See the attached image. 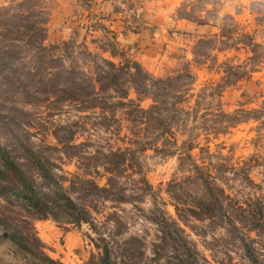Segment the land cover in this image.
<instances>
[{
	"label": "rangeland",
	"instance_id": "obj_1",
	"mask_svg": "<svg viewBox=\"0 0 264 264\" xmlns=\"http://www.w3.org/2000/svg\"><path fill=\"white\" fill-rule=\"evenodd\" d=\"M20 4L38 14L33 21L43 23L45 45L57 46L67 65L88 76L105 58L136 61L158 79L189 74L191 84L169 100L179 120L168 135L134 122L125 110L105 119L100 110L76 103L49 109L14 97L8 105L31 118L13 130L36 150H46L67 189L90 180L108 190L88 197L70 191L90 209L87 223L31 215L2 200L0 217L37 237L54 264H101L105 247L116 264H177L174 257L183 254L173 238L185 239L201 264H253L245 245L264 264V0H0V10ZM140 105L147 109L152 101ZM66 128L81 145L78 157L65 155L55 137ZM4 137L5 146L17 141L12 134ZM111 151L132 152L122 175L106 170L104 156ZM16 156L27 165L22 152ZM203 175L229 197L228 215L177 212L175 197L193 205L206 192ZM229 203L245 215H233ZM0 263L33 264L1 240Z\"/></svg>",
	"mask_w": 264,
	"mask_h": 264
},
{
	"label": "trees",
	"instance_id": "obj_2",
	"mask_svg": "<svg viewBox=\"0 0 264 264\" xmlns=\"http://www.w3.org/2000/svg\"><path fill=\"white\" fill-rule=\"evenodd\" d=\"M23 8L20 4L17 8L0 10V137L12 134L17 138L11 147L0 141V200L9 207H20L31 215L52 217L66 224L87 223L92 215L90 209L77 204L70 191L79 190L84 197H88L99 191L107 192L108 189L100 188L90 180L80 182L79 189L76 184L67 189L65 179L55 173L58 167L46 155V150H36L26 138L21 139L13 130L19 128L21 122H29V112L8 103L16 96L22 98L26 105L47 104L49 109H57L62 103H76L83 110H100L105 119H114L119 110H125L134 122L145 124L147 128L163 129V133L168 135L172 133V123L179 120L174 104L169 100L178 98L180 95L177 93L191 84V75L158 79L136 61L116 64L101 58L100 62L95 63L94 75L88 76L77 65H67L64 58L56 53L57 46L45 45L43 23L33 21L38 14L24 11ZM132 93L136 99L131 98ZM144 99L152 101L147 109L140 105ZM63 130V135L55 133L56 139L63 144L65 155L78 157L81 145L74 144L75 132L67 128ZM20 152L27 167L18 161L16 155ZM128 154L132 152L111 151L105 155L107 172L122 175L127 167ZM28 168L37 172L48 191L38 187ZM202 180L206 192L193 205L181 203L179 197H175L179 204L176 206L177 212L199 218L228 215L225 202L229 197L224 190L210 176L203 175ZM113 181V178L109 179L112 185ZM119 200L126 199L120 197ZM180 204L185 207H178ZM226 208L231 209L233 215H245L241 206L229 203ZM0 215L4 213L0 211ZM0 231V240L30 257L33 264H54L43 253L37 237L21 233L1 217ZM180 240L173 238L183 254L174 257L177 264H201L199 253L185 239ZM245 247L252 263L258 264L253 250L248 245ZM104 251L101 264H116L108 248L105 247Z\"/></svg>",
	"mask_w": 264,
	"mask_h": 264
}]
</instances>
